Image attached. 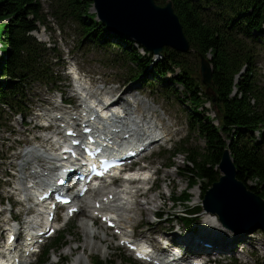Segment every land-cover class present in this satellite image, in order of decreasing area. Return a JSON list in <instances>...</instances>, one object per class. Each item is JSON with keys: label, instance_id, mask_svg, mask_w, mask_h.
<instances>
[{"label": "trees", "instance_id": "1", "mask_svg": "<svg viewBox=\"0 0 264 264\" xmlns=\"http://www.w3.org/2000/svg\"><path fill=\"white\" fill-rule=\"evenodd\" d=\"M155 1L163 5L168 0ZM171 1L193 52L183 54L164 47V59L155 65V69L160 70L157 71L158 77L167 71L180 70L173 83L182 86V97L177 98L191 108L187 114L188 137L178 149L185 153L192 164L187 170L191 178L195 176L206 181V185L211 184L218 177L215 167L224 149L228 148L236 166L237 178L244 183L257 179L251 189L264 198V132L261 133L260 142H253V132L264 128V87L257 83L255 73V45H264V39L254 34L264 32V0ZM90 2L60 0L58 8L63 12L68 11L79 24L80 34L86 36L87 40L91 39L92 43L102 48H112L111 44L98 41L103 38L102 31L93 22V15L87 12ZM39 10L38 0H0V77L12 80L8 84H0V102L10 108L17 104L21 111L23 108L16 101V94L22 93L19 91L21 85L45 78L51 72L48 48L29 34L37 29L36 22L41 19ZM4 19L7 21L1 22ZM260 39L261 43H258ZM122 42L126 45L119 46L122 54L144 69L148 60L140 62L142 58L132 46L133 41L122 39ZM208 52L212 55L213 94L208 96L204 93L201 96L198 93L203 85L198 78L196 61L198 55L206 56ZM242 67L246 69L238 82L241 97L230 99L233 78ZM16 79L19 83L13 82ZM207 100L216 112L218 127L211 123L203 111L198 110ZM232 126L243 127L246 133L227 144L225 139ZM192 133L203 138L206 144L190 143ZM186 195L184 193L183 198ZM96 264L105 263L98 261Z\"/></svg>", "mask_w": 264, "mask_h": 264}, {"label": "rangeland", "instance_id": "2", "mask_svg": "<svg viewBox=\"0 0 264 264\" xmlns=\"http://www.w3.org/2000/svg\"><path fill=\"white\" fill-rule=\"evenodd\" d=\"M41 1V14L43 20L48 24V26H56V30H59L61 33L55 32L54 28H49L47 30H50L48 32L47 30H43L41 26H39V30L37 32L32 33V35L35 37L36 40L45 43L47 46L52 47L56 44V53L54 51L50 52L48 51V56H50V59L56 54H60L61 58L68 57V54H70L69 57L74 58L78 63H85V68L89 70H95V73H99L104 80L106 77L108 80H112L113 87H116L117 84L119 88L123 86L124 79L127 75L126 70L128 67H132L131 64H123L124 58L122 57L119 50H112V49H102L100 47L90 45L89 41H86L83 39V36H81L79 33V30H77V25L75 22L69 18V17H59L58 15L55 16V6H54V0H40ZM89 12H92V9L89 10ZM264 36V35H261ZM127 59V58H126ZM53 60V63H50V68L52 71H54L56 79H58L59 76H62L59 74V66L61 61ZM64 61V60H63ZM192 62V60H191ZM193 65V63H192ZM58 73V74H57ZM106 74L104 76L103 74ZM53 76V75H52ZM168 78L171 77L170 74L167 76ZM257 78L260 84L264 85V52H260V55H258L257 59ZM150 80H146V77L142 78V81H140L143 85L139 89V93L136 91L134 92V95L137 94V96H140L143 98V100L146 102V105L148 108H150L152 113H155L158 115L162 121V125L164 126L165 130L167 132H170L172 136V141L165 144V147H168V149L162 150L163 152L154 156V161L157 163L159 167H161L159 171V179L158 182H161V185L158 188V192L162 194V199H158L157 203L158 205H162L161 211L164 212V215L166 217V214L173 216L175 218L177 214H179L180 210L183 209V205L177 203L174 208L171 210V201L168 199V192L165 187V185L173 184L174 188L176 187V191L180 192L183 188L186 187V184L188 182L187 177L183 175L184 170V159L182 155H178L174 158H172L171 155V148L170 145L173 147L174 142H176L178 139L183 138L187 135V127H186V116L185 112H187V107L182 105V102L180 99H176L175 96L169 95V93L166 91L161 92L162 86H157L154 88V86L150 85V82L152 81V77H149ZM2 80V79H1ZM7 80V79H5ZM8 81V80H7ZM51 85V84H50ZM170 89H167L171 91L172 89H175L177 95L181 96V88L178 85L175 84H168ZM25 88V86H23ZM45 86L40 83H34L30 86L27 91L30 97V101L33 97H37L36 100H34V103L39 102L42 94L45 92L44 88ZM46 87H49L46 86ZM127 87V86H125ZM118 88V91H119ZM144 94V96H142ZM30 110L33 109L31 104L29 105ZM189 111V109H188ZM2 113V119L0 120L1 123L7 127L10 126V123L8 121L9 116L11 115V112L8 110V108L3 107L0 111ZM14 121H19V117L15 116ZM12 123V122H11ZM168 124V125H167ZM26 128H30L29 126H26L22 130H25ZM16 131V128H13ZM21 134L16 133L13 137L9 138V135H7V132H4L3 130L0 132V150L3 151V153L9 155V153L5 152L7 147L9 145L13 144V141L15 139H19ZM195 144H201L200 141L196 138V141L194 140ZM4 143L5 146L2 147V144ZM3 154V155H4ZM1 155V153H0ZM173 163L175 167H172L170 164ZM170 167V168H169ZM3 167H0V170H2ZM1 185V184H0ZM2 186V185H1ZM198 188L194 187L189 192H193L196 194V197L198 196ZM157 193L156 195L153 194V208L150 210L147 209V214L149 212H153L156 210V205H154L155 199L157 196H160V194ZM200 193V191H199ZM146 197V199L150 198L151 196L148 195V192L143 193ZM195 197V198H196ZM189 205L196 204L197 201L194 199L192 193H191V199H190ZM17 211V209H16ZM170 211V212H169ZM149 219H151V215H148ZM199 220L202 219V216L200 215L198 217ZM84 222V220L81 217H77L73 220H71L64 229L61 232H64L65 236V245L58 248L53 249L50 252V257L48 261L45 264H50L51 262V256L52 254H56L55 256L59 259L61 258H69V254L72 255H78L80 253L84 254L86 256V264H92L93 260L95 258H98L102 262H105V264H136L134 262L128 261V257L120 252L117 249V245L113 237L110 235H105V232H109L108 230H104V232L101 230L100 226L93 225L92 227L90 224L87 225V229L90 231L91 235H93L94 232V239H89V245L86 247L85 252L79 251V249L71 251L68 253V255H64L66 251L70 248H75L76 246H79L80 243L87 240V234L86 231L82 230V226L80 224ZM149 222V221H148ZM147 222V223H148ZM171 226V222H165L164 227L167 228ZM151 228H154L152 226ZM100 235L98 238H96L97 234ZM264 233L263 232H256L253 234V240L256 241L255 247H248L249 251L257 250L252 254L251 257H249V260L251 261V264H262L264 262ZM107 236V237H106ZM107 238V240H102V238ZM86 238V239H85ZM95 240V241H94ZM100 240V241H99ZM102 241H106L103 243ZM251 241V240H250ZM223 244H227L225 241H221ZM50 240L46 242L45 245L49 244ZM107 244L109 245V248H107ZM97 246V247H96ZM45 247V246H44ZM42 248V251L44 249ZM41 251V252H42ZM67 253V252H66ZM233 258H236V256H232ZM231 257V258H232ZM240 255L238 254V262L235 264H242L247 258H239ZM52 257V261H54ZM230 259V257H229ZM230 264V262L228 261ZM227 260L223 262L222 264H228ZM53 264V263H52Z\"/></svg>", "mask_w": 264, "mask_h": 264}, {"label": "water", "instance_id": "3", "mask_svg": "<svg viewBox=\"0 0 264 264\" xmlns=\"http://www.w3.org/2000/svg\"><path fill=\"white\" fill-rule=\"evenodd\" d=\"M93 3L98 19L108 30L128 35L153 53L159 54L163 46L182 52L190 50L171 1L164 6L157 5L154 0H93ZM199 59L200 80L210 85V63L201 55ZM206 91L212 93L210 87ZM219 168L225 175L213 185L208 195L215 194L225 201L219 209L223 217H229V223L235 225L232 227L242 225L241 230L254 225L264 226V201L236 179L228 151L224 152Z\"/></svg>", "mask_w": 264, "mask_h": 264}, {"label": "bare ground", "instance_id": "4", "mask_svg": "<svg viewBox=\"0 0 264 264\" xmlns=\"http://www.w3.org/2000/svg\"><path fill=\"white\" fill-rule=\"evenodd\" d=\"M147 109V108H146ZM144 111H146V110H144V109H142V108H139L136 112H133L131 115L134 117V119L138 122L139 120H141L142 122L145 120V119H148V124L146 125V126H143V123L142 124H136L138 127H139V130H138V132H145V131H149V130H151V131H154V130H156V126H155V121H153V117H149V112H147V115L146 114H144L143 112ZM168 125V124H167ZM142 126H143V128H142ZM107 135H108V137H110L111 136V133H107ZM43 148V147H42ZM36 152V153H38L39 151L38 150H36V148H34L33 150H28V152H27V154H28V156H27V158H30V156H32V152ZM44 152L45 153H47V150L46 149H44ZM50 156H52V154H50ZM30 169L35 173L36 172V170L38 169V164H32L31 165V167H30ZM46 171H47V173H48V175L49 176H52L53 175V173L54 172H56L57 171V168L56 167H54V168H51V167H48L47 166V168H46ZM122 193H125V191H123L122 190ZM143 193H146V192H143ZM93 196L94 197H101V199L104 197V196H107V194H103V193H101L100 191H96V192H94L93 193ZM197 199H199V197L197 196L196 197ZM123 200V199H122ZM127 200H128V198H127ZM147 200V203L149 204V209L151 210L152 208H153V197H150V198H148V199H146ZM140 204V203H139ZM91 212H93V211H91ZM81 213L86 217V216H89V213H90V209H89V206L88 205H85V207L84 208H82V210H81ZM36 219V221H34V219H33V221H34V223L35 224H38V217H36L35 218ZM134 225V223L131 221V220H129V219H127V218H124L123 220H121L119 223H118V226H117V228H119V229H122L123 231H125L126 233H128L129 231H131V227ZM82 230H84V231H86V234H87V240H85L84 242H82V243H80V250H85L86 249V247H88V245H89V239L91 238H93L94 239V232H93V236H91V233H90V231L87 229V223H85V222H83L82 223ZM97 237H98V235H97ZM107 237V236H106ZM86 239V238H85ZM102 240H107L108 241V239H105L104 237L102 238ZM250 242H252V240L250 241ZM227 243V242H226ZM228 244V243H227ZM108 248V247H107ZM71 251H73V249L72 248H70V249H68V251H66L65 252V255L66 254H68V253H70ZM86 253V252H85ZM263 253H264V251H263ZM74 261L76 262V264H81L83 261H84V257H83V255H81V254H79V255H77L76 257H75V259H74Z\"/></svg>", "mask_w": 264, "mask_h": 264}]
</instances>
